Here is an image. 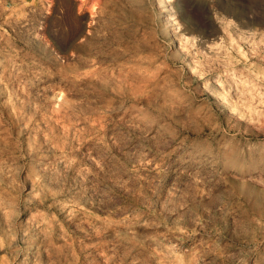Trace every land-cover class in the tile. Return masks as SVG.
<instances>
[{"label":"rangeland","instance_id":"374dc122","mask_svg":"<svg viewBox=\"0 0 264 264\" xmlns=\"http://www.w3.org/2000/svg\"><path fill=\"white\" fill-rule=\"evenodd\" d=\"M0 264H264V0H0Z\"/></svg>","mask_w":264,"mask_h":264}]
</instances>
